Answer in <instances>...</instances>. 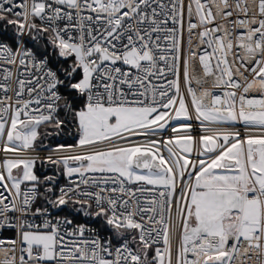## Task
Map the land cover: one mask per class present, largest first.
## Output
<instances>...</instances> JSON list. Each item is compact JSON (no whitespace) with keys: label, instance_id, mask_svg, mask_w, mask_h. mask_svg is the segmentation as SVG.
Listing matches in <instances>:
<instances>
[{"label":"snow or ice","instance_id":"snow-or-ice-1","mask_svg":"<svg viewBox=\"0 0 264 264\" xmlns=\"http://www.w3.org/2000/svg\"><path fill=\"white\" fill-rule=\"evenodd\" d=\"M0 264H264V0H0Z\"/></svg>","mask_w":264,"mask_h":264},{"label":"trees","instance_id":"trees-1","mask_svg":"<svg viewBox=\"0 0 264 264\" xmlns=\"http://www.w3.org/2000/svg\"><path fill=\"white\" fill-rule=\"evenodd\" d=\"M64 139H66V140H70L71 139V137H64ZM41 172H45V171H48V174H51L50 173V171L49 170H47V169H45V168H41V169H39Z\"/></svg>","mask_w":264,"mask_h":264}]
</instances>
